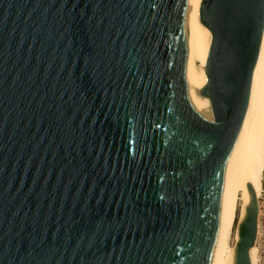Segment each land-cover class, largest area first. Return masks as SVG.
Instances as JSON below:
<instances>
[{
	"label": "water",
	"instance_id": "obj_1",
	"mask_svg": "<svg viewBox=\"0 0 264 264\" xmlns=\"http://www.w3.org/2000/svg\"><path fill=\"white\" fill-rule=\"evenodd\" d=\"M263 28L264 0H0V264H210Z\"/></svg>",
	"mask_w": 264,
	"mask_h": 264
},
{
	"label": "bare ground",
	"instance_id": "obj_2",
	"mask_svg": "<svg viewBox=\"0 0 264 264\" xmlns=\"http://www.w3.org/2000/svg\"><path fill=\"white\" fill-rule=\"evenodd\" d=\"M264 180V28L252 72L248 99L229 178L210 264H235L238 225L248 207L257 208L256 237L248 251L249 263L258 264L259 200Z\"/></svg>",
	"mask_w": 264,
	"mask_h": 264
},
{
	"label": "rangeland",
	"instance_id": "obj_3",
	"mask_svg": "<svg viewBox=\"0 0 264 264\" xmlns=\"http://www.w3.org/2000/svg\"><path fill=\"white\" fill-rule=\"evenodd\" d=\"M259 214H260V233L264 236V180H263V190L261 198L259 200Z\"/></svg>",
	"mask_w": 264,
	"mask_h": 264
},
{
	"label": "built area",
	"instance_id": "obj_4",
	"mask_svg": "<svg viewBox=\"0 0 264 264\" xmlns=\"http://www.w3.org/2000/svg\"><path fill=\"white\" fill-rule=\"evenodd\" d=\"M258 249H259V262L258 264H264V236L260 233L258 237Z\"/></svg>",
	"mask_w": 264,
	"mask_h": 264
}]
</instances>
